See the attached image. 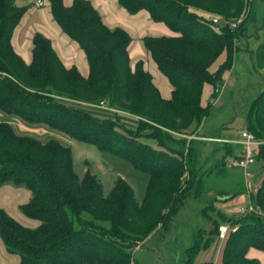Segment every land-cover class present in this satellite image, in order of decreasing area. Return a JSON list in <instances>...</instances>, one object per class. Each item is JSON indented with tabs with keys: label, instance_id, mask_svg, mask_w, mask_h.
I'll use <instances>...</instances> for the list:
<instances>
[{
	"label": "trees",
	"instance_id": "1",
	"mask_svg": "<svg viewBox=\"0 0 264 264\" xmlns=\"http://www.w3.org/2000/svg\"><path fill=\"white\" fill-rule=\"evenodd\" d=\"M254 1L118 0L130 13L147 10L175 33L142 38L172 85L171 97L163 98L142 61L131 68L130 34L106 26L90 0H73L70 6L49 0L55 21L84 51L87 76L66 68L50 39L38 32L32 38V59L25 63L11 44L25 7L0 0V111L95 145L148 175L142 200L122 177L106 194L96 175L74 173L70 147L59 137L40 139L0 121V184L27 188L31 197L22 212L39 222L28 227L0 209V239L18 257L16 264H136V247L157 228L168 227L188 193L202 190L203 177L195 179L193 147L189 144L185 157L176 145L186 144L184 135L196 134L193 126L210 109L211 103L201 104L204 85L214 86V92L232 66L239 38L264 23V0L252 11ZM246 7L248 14L237 23ZM222 54L224 60L210 71ZM100 102L113 111L99 108ZM246 123L260 140L256 160L264 170V87L249 105ZM230 153L229 148L221 153L218 174L225 173L224 159ZM250 201L264 211V179ZM222 217L235 230L224 241L219 264H260L246 254L250 247L264 252V216ZM217 227L209 232V242L200 244L194 237L185 250V264L217 238Z\"/></svg>",
	"mask_w": 264,
	"mask_h": 264
},
{
	"label": "rangeland",
	"instance_id": "2",
	"mask_svg": "<svg viewBox=\"0 0 264 264\" xmlns=\"http://www.w3.org/2000/svg\"><path fill=\"white\" fill-rule=\"evenodd\" d=\"M260 0H255L252 11L257 10ZM248 8L244 9L239 18H244ZM247 37H240L238 49L233 56V63L228 72L223 75V81L218 85L220 94L213 92V87L207 85L203 89V102L211 103L210 109L199 126H193L198 136L226 138L233 141L239 140L241 132L247 129L246 113L251 102L258 96L264 87V26L253 33L250 28ZM262 46V48H260ZM261 49V50H260ZM262 52V54H261ZM221 58L215 61L211 68L219 65ZM214 94L217 96L214 98ZM213 95V96H212ZM26 131L46 139L59 137L70 147L73 171L79 177L86 173L100 178L104 193H109L115 180L122 177L134 190L136 198L142 200L148 175L135 170L133 164L121 157L101 151L95 145L68 139L59 133H49V129ZM53 132V131H52ZM194 132V133H195ZM192 135L189 133L184 138ZM196 135V134H195ZM183 146L177 144L186 157L190 151L189 144L197 154V175L195 179L203 177V187L198 193L192 191L186 195L179 208L172 215L168 227L157 228L134 251L136 264H185L187 255L185 250L194 243L209 242L212 239L209 232L215 230V225H224L229 222L221 215V208L225 204L236 205V190L242 187V193L249 202V193L257 185L260 161L250 165L246 172L239 167L224 168L225 173L217 171L216 165L221 160L223 152L222 143L205 142L198 138L191 139ZM149 143L155 146V142ZM234 153L239 154L241 148L232 144ZM233 154V155H235ZM184 157V158H185ZM233 156L229 157L233 159ZM211 170L207 174V171ZM189 178L186 173L182 176L185 182ZM230 197L223 201L220 197ZM236 216V215H235ZM195 235V236H194ZM213 241V240H212ZM214 242V241H213ZM199 248L192 258L191 264H206L203 251Z\"/></svg>",
	"mask_w": 264,
	"mask_h": 264
},
{
	"label": "crops",
	"instance_id": "3",
	"mask_svg": "<svg viewBox=\"0 0 264 264\" xmlns=\"http://www.w3.org/2000/svg\"><path fill=\"white\" fill-rule=\"evenodd\" d=\"M62 1L65 6H70L73 2V0ZM43 2V6L36 7L33 4V0H15V3L18 6L25 7V12L14 28L11 36V44L14 51L23 59L25 63H29L32 59L31 51L33 46V35L36 32L41 33L42 35L50 39L53 49L66 68L75 67L83 76H87L89 67L84 51L80 48L76 41L72 40L66 33H64V31L55 21L52 15L49 0H43ZM90 2L99 12L102 21L106 26H108L109 28L121 27L130 34L131 42L128 46V52L131 68L134 69L136 63L138 61H142L144 69L148 71L152 76L153 82L159 90L161 96L163 98H170L172 85L170 84L168 79L160 72L156 63L154 62L150 54L146 51L142 38L147 35L169 36L174 35L175 33L171 31V29L164 22L153 20L149 12L145 9L139 10L135 13H130L119 4L118 0H90ZM263 26L264 23L260 27H258L257 30ZM257 30H254L253 33H256ZM219 58H221V63L225 58V54L220 55ZM211 67L210 71H215L218 66L215 68ZM207 85L211 89L212 85L207 83L204 85V87ZM213 97L215 98V96ZM202 99L203 94L201 95V104L202 106H205L206 104ZM0 121L9 122L17 132L22 134H30L26 133V131H46L45 129H49L45 125H28L18 117L6 115L1 111ZM49 133L55 134L57 132H52V130L49 129ZM196 136L199 140L205 142L222 143L224 145L222 147L223 151L224 149L229 148L231 150V153L225 157L224 164L225 169L232 168L228 167V164L231 160L239 155L234 153L235 150L232 144H236L239 146V144H237L238 140L233 141L226 138L198 136V132L196 133ZM230 156H233L234 158L229 160ZM261 164L262 163L260 162V165L257 168L259 171L257 184L261 183V181L264 179V170L261 169ZM251 194L252 193L250 192L248 199L249 202L251 199ZM235 195L237 196L236 200H238L237 204L232 205L228 203L223 205L221 208V214H225V216H235L238 214V209L241 206L247 205L249 203L247 202V197L242 193V187L233 193V196ZM30 197V191L24 186L15 185L12 183L0 184V209L6 212L9 216L14 218L19 223L28 227H35L39 224V222L27 217L21 209L22 206L29 201ZM229 198L230 197L227 196L220 197V199H222L223 201ZM223 246L224 243H221L217 239H214V242L211 241L208 247H206V249L203 251V261H205L206 264H219L222 258ZM246 256L248 258H255L260 262V264H264V252L259 249L250 247L247 251ZM17 262L18 257L16 255L10 254L6 250L4 244L0 239V264H16Z\"/></svg>",
	"mask_w": 264,
	"mask_h": 264
},
{
	"label": "built area",
	"instance_id": "4",
	"mask_svg": "<svg viewBox=\"0 0 264 264\" xmlns=\"http://www.w3.org/2000/svg\"><path fill=\"white\" fill-rule=\"evenodd\" d=\"M33 4L36 7H41L43 6L44 2L43 0H33ZM212 21L214 23L218 22L217 18H213ZM241 22V18H239L237 20V23ZM235 26V25H234ZM214 92L216 94L220 93V89L219 87H216L214 89ZM99 108L104 109V110H108V111H113L112 108L108 107L106 103L104 102H100L98 105ZM36 132V131H34ZM45 132V131H42ZM188 140L190 139H194L197 138V136L195 134H192L190 136H187ZM219 140V139H217ZM222 141V140H220ZM237 144H239L241 151L239 153V155L237 157H235L233 160L230 161V163L228 164V167H239L243 170L244 173H246L247 175H249L250 173H247L246 170L247 168L254 164L256 162V157H257V153H258V149H259V145H260V140L257 139L253 133H251L250 131L243 130L241 132V137L240 139L237 141ZM260 183L257 184L253 190L251 191V193H255L259 187ZM238 214H255V215H259V216H264V211L261 209V207H259L258 205L252 203L251 201L244 206H241L238 209ZM235 230V226H233L232 224L228 223V224H224V225H218L217 227V240H219L221 243H224V241L227 239L228 235L230 234V232ZM139 248V245L136 247V249Z\"/></svg>",
	"mask_w": 264,
	"mask_h": 264
}]
</instances>
